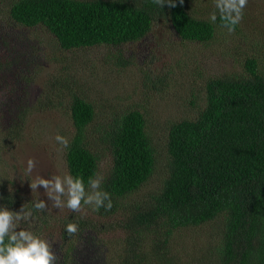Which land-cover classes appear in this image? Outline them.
Returning a JSON list of instances; mask_svg holds the SVG:
<instances>
[{
  "label": "trees",
  "instance_id": "obj_1",
  "mask_svg": "<svg viewBox=\"0 0 264 264\" xmlns=\"http://www.w3.org/2000/svg\"><path fill=\"white\" fill-rule=\"evenodd\" d=\"M214 10L213 0H183L182 5L177 0L176 7L162 9L152 0H8L0 31L41 29L60 54L98 46L120 49L162 27L171 28L184 43L206 44L227 32L219 18L216 24L209 22ZM7 34L3 47L9 54L15 49L8 46ZM256 42V51L243 58L242 70L212 72L205 78L198 109L169 123L160 158L144 112L101 110L81 88L71 87L63 99L65 104L69 96L66 113L73 127L65 166L87 180L98 173L101 154L108 153L111 165L101 187L111 193L113 207L94 212L101 225L79 222L70 237L64 225L71 217L61 219L66 246L57 264L77 262L83 249L78 241L86 229L124 236L110 253L114 257L102 258L94 251L98 264H191L174 245L183 232L214 222L216 237H208L214 244L204 254L210 264H264V39ZM52 55L49 60L55 59ZM111 60L117 64L120 54ZM68 77L64 85L72 81ZM46 83L42 99L56 93L57 81ZM16 84L6 81L1 90L23 93ZM14 95L10 102L0 101L5 146L0 143V149L7 151L22 141L32 110L28 98ZM15 172L0 171V204L14 211L36 197L29 185L23 189L17 183ZM153 176L156 185L135 199ZM51 219L47 212L40 214L36 227L46 228Z\"/></svg>",
  "mask_w": 264,
  "mask_h": 264
},
{
  "label": "rangeland",
  "instance_id": "obj_2",
  "mask_svg": "<svg viewBox=\"0 0 264 264\" xmlns=\"http://www.w3.org/2000/svg\"><path fill=\"white\" fill-rule=\"evenodd\" d=\"M7 6L8 0H0L1 25L6 24ZM10 29L2 30L3 34L0 31V101L10 102L12 93L16 97L28 98L32 110L24 124L22 141L9 151L0 149V171L7 175L16 171L15 180L27 189L28 179L67 171L63 158L65 150L59 149L54 136L59 133L69 139L72 133V123L66 113L69 96L65 104L63 101L71 87L81 88L101 110L118 113L122 108H135L144 112L159 158L163 156L161 148L169 123L198 109L197 101L201 102L205 78L212 72L221 74L225 70H242L243 58L256 51V40L264 39V0H250L238 30L231 34L225 32L218 40L206 44L184 43L171 28L162 27L120 49L98 46L60 54L55 41L43 30ZM6 34L8 46L15 49L9 54L3 47V35ZM117 53L121 61L116 64L111 58ZM51 55L55 59L51 57L49 60ZM8 61H12L10 65ZM66 77L68 81L72 80L68 85H64ZM9 80L15 81L14 87L23 88L24 92L16 95L12 90H1ZM47 81L54 84L57 81L56 93L42 99L44 94L41 91L48 89ZM0 143L4 146L1 140ZM29 158L36 162L30 175L24 171ZM110 165L109 154H101L98 174L103 176ZM152 179L135 199L156 185V176ZM33 193L47 200L41 186ZM47 213L52 219L40 231L52 243L58 261L63 257L62 248L66 246L60 236L61 219L68 215L75 217L77 223L94 226V223H103L87 206L76 213L67 208L49 206ZM216 228L214 222L183 232L178 245H174L180 251L181 259L186 263L191 261V264H210L204 254L214 244L208 237H216ZM80 236L78 243L83 249L76 258L77 262L71 264H98L100 260L93 254L96 249L102 258H112L115 255L110 253L117 247L116 241L119 243L124 238L120 232L103 235L91 229H86ZM87 244L91 245L89 249Z\"/></svg>",
  "mask_w": 264,
  "mask_h": 264
},
{
  "label": "clouds",
  "instance_id": "obj_3",
  "mask_svg": "<svg viewBox=\"0 0 264 264\" xmlns=\"http://www.w3.org/2000/svg\"><path fill=\"white\" fill-rule=\"evenodd\" d=\"M162 9L167 5L170 8L177 6V0H152ZM183 4V0H178ZM248 0H213L214 11L209 14L208 20L216 24L218 18L220 27L231 34L244 17V9ZM59 149L69 148V139L57 133L54 136ZM35 161L29 158L24 169L31 174ZM103 176L93 173L87 180L81 175L62 171L50 174L48 177L37 175L28 179L31 193L41 186L47 200L40 197L21 204L19 210H11L0 204V264H57V256L52 250V243L36 227L40 214L46 213L49 206L56 209L67 208L76 213L87 206L93 212L101 208L111 210L113 202L111 193L104 190L101 185ZM0 199H3L0 197ZM79 225L75 217L69 218L64 225L65 233L70 237L78 232Z\"/></svg>",
  "mask_w": 264,
  "mask_h": 264
}]
</instances>
